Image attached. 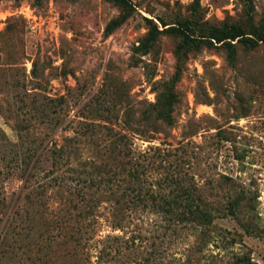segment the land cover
<instances>
[{
  "label": "rangeland",
  "instance_id": "obj_1",
  "mask_svg": "<svg viewBox=\"0 0 264 264\" xmlns=\"http://www.w3.org/2000/svg\"><path fill=\"white\" fill-rule=\"evenodd\" d=\"M251 1L252 22L264 23V0ZM130 2L132 12L122 14L104 0H0V129L17 146L25 170L43 133L48 135L43 147L51 138L58 147L98 110L110 118L138 116L172 81L177 99L172 126L129 139L136 152H146L142 162L165 163L167 157L173 168L179 164L215 219L198 230L176 225L165 232L159 216L143 213L126 231L111 233L124 235L126 255L104 264H264V44L237 47L233 64L221 48H201L178 64V40L162 36L155 54L140 57L144 18L158 25L160 19L172 25L195 19L245 26L247 17L240 0ZM119 18L120 25L107 34L106 27ZM45 96L64 98L59 107L64 120L55 131L41 114ZM16 120L30 127L24 141L13 130ZM111 125L116 132L122 126ZM81 139L84 144L72 147L82 158H95L97 141ZM42 154L47 169L51 155L48 149ZM80 157L74 156L78 163L72 168ZM22 184L23 171L6 183L11 209L20 203ZM233 202L232 215L227 205ZM35 250L28 242L4 255L0 251V264H38ZM72 252L71 244L52 245L44 264H74Z\"/></svg>",
  "mask_w": 264,
  "mask_h": 264
},
{
  "label": "trees",
  "instance_id": "obj_2",
  "mask_svg": "<svg viewBox=\"0 0 264 264\" xmlns=\"http://www.w3.org/2000/svg\"><path fill=\"white\" fill-rule=\"evenodd\" d=\"M104 1L116 5L122 14H130L133 10L130 0ZM240 1L247 17L245 26L226 23L212 26L195 19H182L173 25L160 19L159 26L153 20L144 18L147 32L137 47L138 55L146 57L155 54L159 39L170 36L178 40L175 48L178 64H183L189 53L201 48H221L233 64L237 47L252 50L264 44V23L255 25L252 22V1ZM121 22V18L112 21L106 27V33L112 32ZM172 89V81L164 84L155 102L147 105L138 116L129 114L121 117L123 119L110 118L104 117L98 110L95 117L80 123L74 138H66L58 147L52 138L47 145L53 148L43 147L48 137L43 133V139H39L25 170H22L17 146L0 129L2 254L8 249L15 251L27 247L29 242L36 248L34 255L38 264H44L45 258H50L52 245L66 247L71 244L74 264H92V258H95L94 264H104L126 255L121 246L124 235L111 233L126 231L130 225L142 220L143 213L159 216V227L165 232L180 225L192 230L210 226L215 219L213 208L194 193L188 173L182 171L179 164L173 168L167 157L164 158L165 163L142 162L146 152H136L129 139V134L149 135L158 132L161 125L172 126L173 107L177 100ZM43 101L45 108L41 114L55 131L64 120L59 110L64 98L45 96ZM115 122L122 125L118 132L111 125ZM23 123L16 120L13 126L20 141L30 135V127ZM40 136L38 134L36 139ZM87 136L97 141L96 157L93 159L80 157L76 147H72L76 143L84 144L81 138L85 141ZM41 149L42 152L48 149L51 155L47 169ZM156 150L159 151L158 148ZM73 155L82 160L75 168H72V163L78 161ZM20 171H23L21 193L17 197L20 203L11 209L7 202L6 183ZM78 189L80 197L77 195L73 199L71 195ZM236 205V202L227 205L232 215ZM136 238L139 240L140 237ZM131 242L136 247L135 238Z\"/></svg>",
  "mask_w": 264,
  "mask_h": 264
}]
</instances>
